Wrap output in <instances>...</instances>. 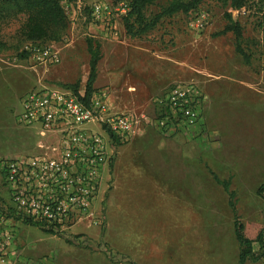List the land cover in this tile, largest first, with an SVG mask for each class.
I'll use <instances>...</instances> for the list:
<instances>
[{"label": "rangeland", "instance_id": "rangeland-1", "mask_svg": "<svg viewBox=\"0 0 264 264\" xmlns=\"http://www.w3.org/2000/svg\"><path fill=\"white\" fill-rule=\"evenodd\" d=\"M76 1L72 0L73 8L66 11L68 26L61 40L35 43L41 48L53 46L59 52V62L43 63L45 66L31 79L40 81L41 86H78L87 56L86 40L93 38L90 36L99 38L92 40L99 43L103 55L108 49L118 52L115 68L124 64L126 47H142L149 49L155 61L167 63L171 75L178 78L168 87L190 81L200 87L206 96L202 122L185 133L164 135L146 128L143 135L116 146L95 207L101 218L99 226L83 223L66 234L52 235L19 223L15 231L17 264H238L235 217L252 242L254 256L245 264H264V251L256 243L264 233V194L258 192L264 187V102L246 98V102L233 106L234 112L220 113L226 111L220 102L224 92L221 81L230 78L264 83V44L256 25V0L238 12L230 11L222 2L204 0L187 14L160 20L142 37L121 34L115 40L100 39V30L89 25L87 14H77ZM168 2L158 0L148 15L157 14ZM225 12H230L240 26L239 45L249 64L236 52L232 33L218 35L227 25ZM201 14L205 15V26L195 31L189 25ZM27 18L26 14H16L0 21V55L5 63L22 58L23 47L31 43L20 37ZM68 52H74L76 60L67 56ZM28 57L31 67L39 65L40 60ZM16 83L14 79L0 86V161L32 154L39 140L35 128L17 122L21 86ZM105 88L111 91L113 111H142L149 116L154 114L152 100L166 91L146 94L141 89L138 96H132L134 99H122L125 108L121 110L120 98L111 85L103 83L95 92ZM227 95L221 99H228ZM93 128L105 136L101 129ZM220 130L228 133L221 139L225 138L231 148H242L233 152L227 147L225 151L213 149L219 140L213 133ZM216 180L229 181L228 192ZM5 198L8 193L0 173V202Z\"/></svg>", "mask_w": 264, "mask_h": 264}, {"label": "built area", "instance_id": "built-area-1", "mask_svg": "<svg viewBox=\"0 0 264 264\" xmlns=\"http://www.w3.org/2000/svg\"><path fill=\"white\" fill-rule=\"evenodd\" d=\"M59 1L65 13L74 6L72 0ZM75 9L77 14H87L89 25L100 30V39L115 40L116 22L127 16L130 5L127 0H94L90 4L77 0ZM205 20L201 14L189 27L202 31ZM22 52L43 63L59 62V52L51 45L41 48L28 43ZM205 102L206 96L191 81L174 84L154 98L153 116L142 111H113L111 91L106 88L94 92L87 102L59 87L40 86L22 96L17 122L35 128L39 140L32 154L0 161L8 193L0 202V264L19 261L15 235L19 223L54 234H66L83 223L99 226L101 218L95 207L114 148L146 128L164 135L195 129L201 125Z\"/></svg>", "mask_w": 264, "mask_h": 264}, {"label": "trees", "instance_id": "trees-1", "mask_svg": "<svg viewBox=\"0 0 264 264\" xmlns=\"http://www.w3.org/2000/svg\"><path fill=\"white\" fill-rule=\"evenodd\" d=\"M130 5V11L123 18V26L126 36L129 38H139L153 31L160 20L169 19L177 14H187L196 9L204 0H170L157 14H149V9L158 0H127ZM224 3L232 12H238L245 9L250 3V0H215ZM257 2V17L256 25L260 31L262 42L264 44V0H256ZM16 14H26L27 22L23 25L20 31V37L31 43H51L59 42L63 36L65 29L68 26L66 13L59 0H3L0 2V21L6 18L15 16ZM224 17L227 20V25L218 35L232 33L236 41V52L243 59L245 64H249V58L241 49L239 41L241 39V29L230 12H225ZM87 52L90 56L89 75L85 85L84 96L81 98L78 94V86L64 85L62 89L71 91L75 96L81 99L82 102H87L91 95L95 92L93 84L96 79V67L101 58L100 45L92 39L86 40ZM22 58L28 57V54L21 52ZM225 192H228V182H221ZM264 191V187L259 188V193ZM261 194V193H260ZM232 199L233 195L229 194ZM232 208V204H230ZM28 224V223H27ZM233 230L235 239L239 245V255L237 258L238 264H245L247 260L253 258L252 242L243 234V226L237 218H234ZM45 231V230H44ZM49 234H54L52 231H46ZM259 250L264 251V233L256 240Z\"/></svg>", "mask_w": 264, "mask_h": 264}, {"label": "crops", "instance_id": "crops-1", "mask_svg": "<svg viewBox=\"0 0 264 264\" xmlns=\"http://www.w3.org/2000/svg\"><path fill=\"white\" fill-rule=\"evenodd\" d=\"M116 29L119 36L121 34L126 36L122 21L116 22ZM148 50L149 49H145L137 46L126 47L122 56L124 64L122 66H118L117 68H115L116 66H114L115 61H118V59L115 60L118 57L117 51L108 49L106 50V54L103 55V52L100 53L102 59L100 58V60L97 63L96 79L93 84V90L95 91V88L99 87L103 83L111 85V87H113L112 88L113 91L116 92L117 96L121 100V101L119 100L118 102V107L121 110L122 108L123 109L125 108L124 103L121 102L123 100L126 101L128 98H130L131 100L134 99L132 98V96H134L135 94H137L138 96L141 93V89L142 90L144 89L145 90L144 93L146 94L159 93L161 90L163 91L164 88L167 90L169 88L168 85L170 84V82L175 81L178 78L175 75L173 76L171 75V71L168 69L167 63L155 61L154 58L151 55H149ZM73 55L74 52L67 53V56H73ZM3 58L4 57L0 55V83L2 82L0 86L5 87V84L6 85L7 83L10 84L14 79L17 80L16 84H19L21 86V89L18 92L19 96L21 95L19 97L21 99L22 96L33 90L36 84L38 86L40 85L39 84L40 81L36 82L34 78L31 79V76L33 75V73H36L38 68H41V66H45L43 62L40 61L38 66L31 67L32 62L29 57H25V58L15 57L10 59L13 60L11 63H5L3 61ZM72 60H76L74 56ZM72 60L69 63L70 65H73ZM83 61H84V65L82 67V75L79 81L77 82L78 94L80 97L84 96L85 85L90 70L89 69L90 56L88 52H87V56L84 57ZM1 63H3V65H1ZM221 83H223L224 92L220 97V102L223 106H225L226 109V111L224 110L220 112L222 114L223 112H231V113L234 112L233 106L235 107V105H241L242 103L246 102V98L251 102H256V103L264 102V97L260 96V93L264 94V91H259L258 89H255V87L264 88L263 81L256 82L253 80L227 78L221 81ZM68 85H74V84H68ZM224 95H227L228 99L222 100L221 98L224 97ZM259 97H261V100ZM221 127H223V125H221ZM144 133L145 131H143L141 135H143ZM213 134H214V139L217 138L219 139L218 143L214 144L216 145V147L213 149L225 151L227 147L230 152H233L240 150L242 148L236 145H234V148H231L232 147L231 144H228L225 138L224 140L221 139L222 135L228 134L227 132L223 133L220 130V132L217 133L214 132ZM223 182H229V181L226 180Z\"/></svg>", "mask_w": 264, "mask_h": 264}]
</instances>
